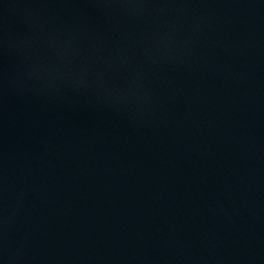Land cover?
Returning a JSON list of instances; mask_svg holds the SVG:
<instances>
[{"label":"water","instance_id":"water-1","mask_svg":"<svg viewBox=\"0 0 264 264\" xmlns=\"http://www.w3.org/2000/svg\"><path fill=\"white\" fill-rule=\"evenodd\" d=\"M0 264H264V0H0Z\"/></svg>","mask_w":264,"mask_h":264}]
</instances>
